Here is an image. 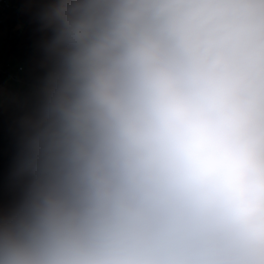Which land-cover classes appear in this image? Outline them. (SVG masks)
Instances as JSON below:
<instances>
[{"label": "clouds", "instance_id": "obj_1", "mask_svg": "<svg viewBox=\"0 0 264 264\" xmlns=\"http://www.w3.org/2000/svg\"><path fill=\"white\" fill-rule=\"evenodd\" d=\"M48 72L0 264H264V0H32Z\"/></svg>", "mask_w": 264, "mask_h": 264}, {"label": "trees", "instance_id": "obj_2", "mask_svg": "<svg viewBox=\"0 0 264 264\" xmlns=\"http://www.w3.org/2000/svg\"><path fill=\"white\" fill-rule=\"evenodd\" d=\"M21 5L20 31L6 44V56L15 63L22 64L27 75L42 78L48 72L46 45L51 32L42 29V22L36 15L39 7L32 0H17ZM0 112L4 113L3 109ZM1 115V116H2ZM35 114H15L9 119L0 118L1 133L10 134L9 143L13 150L0 149V207L7 209L13 205L21 190L24 168L25 131L28 120ZM3 120L7 123L4 125Z\"/></svg>", "mask_w": 264, "mask_h": 264}, {"label": "built area", "instance_id": "obj_3", "mask_svg": "<svg viewBox=\"0 0 264 264\" xmlns=\"http://www.w3.org/2000/svg\"><path fill=\"white\" fill-rule=\"evenodd\" d=\"M21 5L17 0H0V77L17 86L16 91L5 108L4 113L0 112V118L9 119L15 114H35L42 96L45 85L44 75L41 79L32 78L27 75L22 64L15 63L6 56V44L13 39L22 22L19 19ZM3 61V62H2ZM2 115V116H1ZM7 123L3 120V124ZM0 127V149L13 150L14 145L9 143V137L15 133H1Z\"/></svg>", "mask_w": 264, "mask_h": 264}, {"label": "rangeland", "instance_id": "obj_4", "mask_svg": "<svg viewBox=\"0 0 264 264\" xmlns=\"http://www.w3.org/2000/svg\"><path fill=\"white\" fill-rule=\"evenodd\" d=\"M21 28L22 26L19 25L18 32ZM16 89L15 84L0 77V108H5L10 103Z\"/></svg>", "mask_w": 264, "mask_h": 264}]
</instances>
